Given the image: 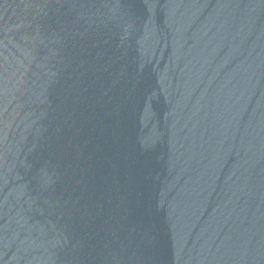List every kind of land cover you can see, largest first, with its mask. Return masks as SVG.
I'll list each match as a JSON object with an SVG mask.
<instances>
[{
  "label": "water",
  "instance_id": "95a60500",
  "mask_svg": "<svg viewBox=\"0 0 264 264\" xmlns=\"http://www.w3.org/2000/svg\"><path fill=\"white\" fill-rule=\"evenodd\" d=\"M0 264H264V0H0Z\"/></svg>",
  "mask_w": 264,
  "mask_h": 264
}]
</instances>
